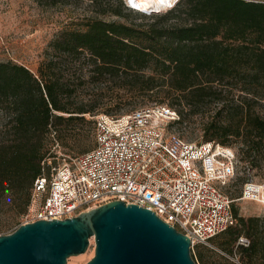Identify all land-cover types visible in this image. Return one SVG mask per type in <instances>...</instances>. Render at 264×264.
Wrapping results in <instances>:
<instances>
[{"label": "trees", "instance_id": "16d2710c", "mask_svg": "<svg viewBox=\"0 0 264 264\" xmlns=\"http://www.w3.org/2000/svg\"><path fill=\"white\" fill-rule=\"evenodd\" d=\"M111 11L124 21L93 17L62 26L35 71L0 60V210L12 208L15 218L26 211L46 159H54L56 140L65 139L70 123L97 110L102 88L90 99L94 106L77 101L76 91L87 78L131 79L151 70L143 80L147 88L160 74L190 102L220 97L211 81L233 84L242 94L213 100L220 106L203 125V141L224 145L236 139L241 158L264 164V115L252 106L264 88V1L177 0L165 12L146 14L115 0ZM134 17L147 22L135 23ZM183 120L179 112L173 122ZM243 221L251 231L264 223L259 217Z\"/></svg>", "mask_w": 264, "mask_h": 264}, {"label": "built area", "instance_id": "2783aa9c", "mask_svg": "<svg viewBox=\"0 0 264 264\" xmlns=\"http://www.w3.org/2000/svg\"><path fill=\"white\" fill-rule=\"evenodd\" d=\"M178 119L166 104L119 116L98 115L95 146L39 174L21 224L62 220L110 201L152 210L190 239V249L236 225L233 200L222 188L237 173L235 150L214 141L190 143L167 125ZM51 157L46 159L50 164ZM241 199L264 213V181L247 180ZM240 235L236 247H248Z\"/></svg>", "mask_w": 264, "mask_h": 264}, {"label": "rangeland", "instance_id": "374dc122", "mask_svg": "<svg viewBox=\"0 0 264 264\" xmlns=\"http://www.w3.org/2000/svg\"><path fill=\"white\" fill-rule=\"evenodd\" d=\"M114 5L115 0H0V60L21 63L35 71L43 51L49 47V42L62 26L68 24L74 26V24L93 17L124 21L123 18L117 19L116 15L112 14L111 8ZM131 21L142 24L146 23L147 19L134 17ZM87 56L86 53L82 54V57L86 58ZM84 72L86 75L88 71L85 69ZM151 72V70H147L138 73L131 79L122 74L113 79H102L99 83L89 78L85 79L83 86L76 91L77 101L81 100L87 107L94 106L90 99L96 87L102 88V99L94 106L97 110L93 115L86 114L84 121L70 123L69 131L64 133L66 134L65 139L63 141L56 140L52 146L55 157L54 159L51 157V163L45 167L47 175L52 172V167L68 162L76 155L95 146L98 115L119 116L140 107L166 104L174 108L178 115L179 112H182L184 116L183 121L170 122L167 125V130L173 131L185 141L199 143L205 140L203 125L220 106L216 105L213 100L216 98L228 100L227 96L233 95L237 98L242 94L239 88L233 84L211 81L214 88L221 90L220 97L207 95L195 102L185 101L182 94L170 87L168 80L163 75L155 74L151 81L153 87L147 88L144 84L146 81L143 80H146L147 76L152 74ZM207 82L203 79L204 84ZM228 87H231L233 91H230ZM258 90L259 96L264 98V88L260 87ZM261 98L259 102L253 101L252 106L255 112L264 115V99ZM229 140L230 143L224 145L235 150L239 164L236 175L227 186L222 188V191L233 200L232 206L238 216L246 218L253 214L260 215L262 210L260 204L242 200L240 196L245 181H264V164L256 165L251 160L245 161L241 158V142L236 139ZM18 222L20 225L22 214L15 218L12 208L7 207L0 210V234L11 233L19 226ZM240 233L248 235L247 228L238 219V225L227 232V240L235 239L236 235ZM238 250L239 248H237ZM230 251L227 250V253ZM93 254L94 242L92 238L88 249L82 254L70 256L66 264H86ZM190 254L194 260L196 246L193 250L190 249ZM219 260L221 257L216 254H207V261L210 264H220ZM234 260V264H237L236 259Z\"/></svg>", "mask_w": 264, "mask_h": 264}, {"label": "water", "instance_id": "95a60500", "mask_svg": "<svg viewBox=\"0 0 264 264\" xmlns=\"http://www.w3.org/2000/svg\"><path fill=\"white\" fill-rule=\"evenodd\" d=\"M92 238L94 254L86 264H196L185 234L152 210L118 200L71 218L37 220L0 234V264H66L70 256L84 253Z\"/></svg>", "mask_w": 264, "mask_h": 264}, {"label": "crops", "instance_id": "0c3cea01", "mask_svg": "<svg viewBox=\"0 0 264 264\" xmlns=\"http://www.w3.org/2000/svg\"><path fill=\"white\" fill-rule=\"evenodd\" d=\"M246 201H252V200H246ZM233 209L234 207L232 206V212ZM234 216L236 217L237 222L236 225L231 228H234L238 225V219L240 223L243 224V226H245L246 228L248 226L243 221V219L246 220L249 217H259L260 219H264V213L262 210L260 215L253 214L252 216L249 215L248 217L245 218L242 216H238V214L236 213L234 214ZM256 226H257L256 231H251L247 229V234L250 237L248 235L240 233L236 235L235 239L227 240L228 239L227 232L231 229L229 228L227 231L212 237L209 240L210 245L197 244L196 254L194 255V261L196 262V264H210L207 261V254L210 253V254H216L218 257H221V260H219L221 262L220 264H234L235 263L234 259H236L237 264H264V223L259 222L256 224ZM240 235L247 236L250 239V245L248 247H242V246L236 247V240L237 237ZM237 248H239L238 251ZM227 250H231L230 253H227Z\"/></svg>", "mask_w": 264, "mask_h": 264}, {"label": "bare ground", "instance_id": "6f19581e", "mask_svg": "<svg viewBox=\"0 0 264 264\" xmlns=\"http://www.w3.org/2000/svg\"><path fill=\"white\" fill-rule=\"evenodd\" d=\"M129 5L132 7H136L139 10H157V11H164L171 7L174 0H129Z\"/></svg>", "mask_w": 264, "mask_h": 264}]
</instances>
